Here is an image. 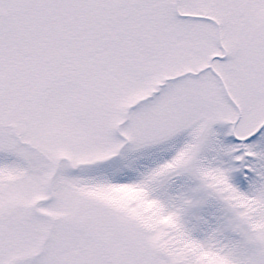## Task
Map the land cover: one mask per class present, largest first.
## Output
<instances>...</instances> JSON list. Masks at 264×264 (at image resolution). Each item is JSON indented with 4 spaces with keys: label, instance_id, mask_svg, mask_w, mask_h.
<instances>
[{
    "label": "snow or ice",
    "instance_id": "snow-or-ice-1",
    "mask_svg": "<svg viewBox=\"0 0 264 264\" xmlns=\"http://www.w3.org/2000/svg\"><path fill=\"white\" fill-rule=\"evenodd\" d=\"M0 264H264V0H0Z\"/></svg>",
    "mask_w": 264,
    "mask_h": 264
}]
</instances>
